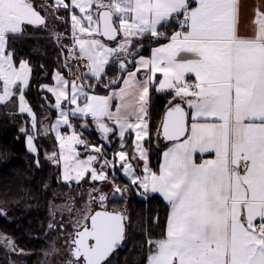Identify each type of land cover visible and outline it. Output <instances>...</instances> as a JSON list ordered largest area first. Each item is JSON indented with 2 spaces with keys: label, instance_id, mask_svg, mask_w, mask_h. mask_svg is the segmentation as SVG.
I'll list each match as a JSON object with an SVG mask.
<instances>
[{
  "label": "snow or ice",
  "instance_id": "6c2138e0",
  "mask_svg": "<svg viewBox=\"0 0 264 264\" xmlns=\"http://www.w3.org/2000/svg\"><path fill=\"white\" fill-rule=\"evenodd\" d=\"M37 7L32 0H0V103L18 96L19 111L32 116L33 129L36 117L23 95L31 69L26 62L16 67L8 40L23 34L25 26H47L41 15L43 6ZM61 9L71 14L73 47H78L79 58L87 57L92 77L99 80L106 75L110 57H125L116 61L129 77L119 93L122 104L116 115L109 111L110 97L88 98L83 89L91 85L70 82L60 73L55 87L44 88L55 95V107L60 111L57 127L68 124L69 115L80 114L91 115L105 135L113 128L101 121L113 120L121 140L126 129H139L135 145L139 156L130 158L121 151L115 157L131 182L139 181L142 195L159 193L171 208L165 238L148 242L154 245L148 264H264V11L255 10L256 35L242 38L238 35L240 0H51L49 11L56 19H62L56 15ZM76 9L81 15L75 14ZM173 25L178 30L170 36L160 31ZM97 34L108 40L122 34V40L110 48L95 38ZM144 36L164 37L169 43L153 49L150 58L141 56L136 61V71L144 68L148 73L138 81L135 72L127 68V58L135 56L130 50L132 38ZM56 38L59 40V35ZM157 73L163 77L158 91L172 89L175 96L189 98L192 122L188 124V113L179 104L168 110L163 136L175 143L163 153L159 173L145 164L141 177L131 159L147 158L141 141L148 134L144 117L149 86L155 83ZM188 73L195 74L196 83L186 82ZM134 87L139 88L138 96L126 100ZM81 95L86 98L83 107L61 108L62 99L77 104ZM129 114L136 115L135 124L128 120ZM210 118L218 123L200 122ZM71 139L84 144L75 133ZM28 143L36 151L33 136H28ZM95 150L101 153L100 148ZM197 152H214L216 158L196 163ZM101 159L104 164L99 172L91 169V178L106 181L105 166L114 169L115 164L102 153ZM96 160L90 156L78 161L82 171L76 177L65 164L64 179L78 180ZM114 192H121L119 186H114ZM98 198L101 202L107 199L104 194ZM67 210L72 211L70 207ZM124 219L106 211L82 215L75 222L73 259L68 264H105L124 240ZM7 246L15 250L11 242Z\"/></svg>",
  "mask_w": 264,
  "mask_h": 264
},
{
  "label": "trees",
  "instance_id": "16d2710c",
  "mask_svg": "<svg viewBox=\"0 0 264 264\" xmlns=\"http://www.w3.org/2000/svg\"><path fill=\"white\" fill-rule=\"evenodd\" d=\"M47 1L32 0L39 9V6H43V10L49 9ZM61 10L68 18L69 11ZM67 23L69 24V19ZM68 24L60 27L61 29L66 28V31H64L65 35L70 34ZM163 29L165 35L170 36L176 28L173 25L163 27ZM144 38L138 41L139 45L142 43L146 46L148 43L149 46H152L165 40L162 37L160 39L152 38L150 42L149 40L145 42ZM27 41L29 42L26 45L23 43L16 44L17 46L13 45V48H17L15 50L17 62L22 58H28L32 64V79L29 87L25 90V95L36 113L39 128L41 119L43 127V120L50 117L47 122H52L57 115L56 110L49 105V100L52 99L51 95L41 89V87L51 81L54 70L63 71L65 69L64 67L61 69V64L64 56L69 59L70 42L66 43L64 40H58L59 45L56 46L55 43L51 44L45 39H28ZM141 51L143 50L141 49ZM116 68V64H113V73L117 70ZM106 89L100 83L95 87L97 92H105ZM171 98V92H158L155 89L151 91L149 113L151 136L147 145L149 148V162L153 170H158L164 150L163 146L156 147L154 145V139L159 130L164 110ZM17 109V96L13 100V105L0 104V207L7 208L9 217L12 216L14 218V220H8V218L0 214V220L6 221V227L15 236V241L19 247L29 250L33 246L30 241H35V234L44 232L48 224L50 219L48 201L52 197V193L61 187L66 188V185L70 182L67 184L61 182L59 184L60 172H55L59 162L56 163L54 159L49 157L47 142H44L42 133L37 134V137L35 136V140L38 143V152L36 153L29 149L27 135L32 132V119L28 113L17 112ZM79 126L77 123V128ZM21 128L25 130L21 131ZM50 134L49 136L53 137ZM53 144H55V141H53ZM45 156L48 157L45 158ZM115 181L120 182V185L124 183L122 177L116 178ZM49 182H51V185H49ZM115 203L127 205L131 227L126 247L116 251L117 256H113L114 260L112 263L147 264L148 257L154 249V246H150L148 242L157 241L165 236L169 216L168 202L161 195L152 194L145 197L133 195L128 202L123 199H117ZM22 209L24 211H20ZM32 251L34 252L27 256L29 259L28 264H34L37 261V251ZM0 262L4 264L1 258Z\"/></svg>",
  "mask_w": 264,
  "mask_h": 264
},
{
  "label": "rangeland",
  "instance_id": "374dc122",
  "mask_svg": "<svg viewBox=\"0 0 264 264\" xmlns=\"http://www.w3.org/2000/svg\"><path fill=\"white\" fill-rule=\"evenodd\" d=\"M50 4H51V0H48L47 6L49 7ZM75 14L81 15L79 13L78 9H77V11H75ZM56 15L62 18V19H56L52 15L53 20L55 22H57L60 27L61 26L64 27V24H68L67 21L69 19L68 27L70 28L69 29L70 35H72L71 19H70L71 14L69 13L68 18H67V15H65L63 13V10H60L58 13H56ZM63 22H65V23H63ZM64 31H66V28H63V31L58 34V35H60L59 41L64 40L66 43H69L70 42L69 40H72L71 36H69V37L66 36L64 34ZM120 36H121L120 40H118V41L122 40V34ZM144 37L146 38L149 36H144ZM82 38H86V37H82ZM95 38L101 40L102 43L106 44L110 48L117 47L118 41L111 43V42L103 39V37L101 35H98V34L95 36ZM151 38L152 37L150 36L149 39H151ZM132 39H133V45H134V47L132 46V52H134L135 54H137V53L138 54H144L145 51H147V49L150 47L148 43L146 44L147 46H144L145 44L139 45L138 41H140V39H137V38L135 39L134 37ZM146 39L147 40H144L145 42L149 40L148 38H146ZM139 47H140V49H141V47H143L142 48L143 51H141V50L139 51ZM124 58L125 57H123V56H121L119 58L110 57L107 65H105L106 75H103L102 78H100L99 80L95 77H92L90 74V69L88 67H86V65L89 63L86 56L83 57L81 60H78V62L76 61L75 64L77 67H73V70L71 72L72 75L70 74L71 77L81 76V77H79V80L76 84L83 83L84 85H91L90 88L85 87L86 89H88L91 92H96L95 87L97 86L98 83H100L101 86H105L107 88L105 92H102V93L96 92L97 94H94L90 97H93V96L110 97L111 99L109 100V111L113 115H116L115 109L117 107H120L122 104L119 93H120L121 89L126 87L124 81L129 79L127 74L124 73L120 69L119 65L116 62L117 59H124ZM127 59L131 63L133 61L134 57L129 56ZM55 61H56V59H55ZM26 63L29 66V68L31 69L28 62H26ZM113 64H116V66H117L116 69H118V71L116 70L114 73H113L114 69H112ZM80 65L82 66V68H80ZM61 67H62L61 69H63L64 65L61 64ZM119 70L121 71V73H119ZM56 71H59V70H56ZM61 72H63V71H61ZM62 75L64 76V74H62ZM30 78H31V74H30ZM30 78H29V82H30ZM81 78H83V79H81ZM113 81H115V82H113ZM28 86H29V84H28ZM28 86L23 89V95L25 97L26 106L30 107L32 110V113H34L32 107L30 106V104L26 98V95H25V90L28 88ZM2 87H3V81L0 80V89H2ZM132 91H136V89L131 88L129 90L128 94L125 96L126 100L134 101L136 96H138V93H136V92L133 93ZM0 94H2V92H0ZM15 97L16 96H14L10 101H8L6 103H0V104H4V105H11L12 104L13 105V100ZM52 102H51L50 106L55 109V107L52 105ZM85 102H86V100L79 101V99H78L77 104L72 105L71 109H75L77 106L83 107ZM17 104H18L17 112H20L19 111V98H18V96H17ZM118 104H119V106H118ZM24 113H28V112H24ZM77 116L82 117L80 114H77L76 117ZM35 117H36V114H35ZM49 118H47V119H49ZM83 118H86V117H83ZM31 119H32V116H31ZM81 120L82 119H80V118L74 119L75 123H77L78 121H81ZM103 120L107 123H110L112 121V120H109L107 118H104ZM40 122L41 123H40L39 128H38L37 123H36L35 129H33V127H31L32 132L27 135V143H28V136L29 135L33 136V146L35 147V149L37 151L38 143L35 140V136L37 134L42 133L44 142L45 143L47 142V147H48L47 153H48V155H51V157H53L52 151L55 150V148H54V144H53V141H54L53 137L49 136V134H50L49 129L50 128H48L47 125L42 127V119L40 120ZM46 122H47L46 119L43 120V123H46ZM21 129H23V128H21ZM77 132H80L81 140L84 139L86 142L85 144L79 146V148L82 146L80 148L82 155L84 157L88 155L87 156L88 158L90 156H96L97 157V160L95 161L96 162L95 167L99 168V167H101V165L104 164V159H101V153L103 154V157L106 159L111 158L113 156L114 158L112 157V159H107V160L108 161L110 160L109 162H113L116 165L115 154L117 151L120 150V143H118V141H116V138L113 139L111 142H108L105 140L104 134H101L100 130L98 128H97V130H93V129H91L90 126L86 125V127H85L82 123L80 124L79 128L77 129ZM158 144H159L158 140L154 139V145L156 147H158V146L162 147V146H160V144L159 145ZM86 145H88V146L86 147ZM83 146L85 147L86 151H85ZM92 146H95V147H92ZM28 147L31 150L29 143H28ZM96 148H100L101 153H97L95 150ZM146 150L147 151L149 150L148 145H146ZM36 151H33V152H36ZM148 156H149V153H148ZM88 158H86L85 161H87ZM52 159H54V161H56L58 158H56V156H54V158H52ZM108 167L109 166H105L104 170L109 169L108 170V173H109L108 177H111V178L108 180V182L105 181L104 183L101 184L100 183L101 180H93L91 178V173L88 174V172H86L78 180L74 179L76 181L64 180L62 178V175H61V166L59 164V166H57L56 170H55V172H60L59 178H58L59 184L61 182L65 183V184H67L68 182H70V183H68L69 185L68 184L66 185V188L65 187L62 188L60 186L61 187L60 189H57V191L52 193V197H50V200L48 201V208H49L48 215L50 217L48 224L46 225L44 232L39 233V234H35V236H34L35 241H30V243L33 244V246L29 250H26V249L19 247L18 243L15 241V236L13 235L11 230L6 227L7 226L6 221L3 222L0 220V238H2V239H0V258L4 261V264H6V263L7 264H28L29 259L27 256H29V254L34 252L32 250L37 251L36 254H38L37 255V261L34 264H68V262L73 259V257L71 256V250H72L71 240L73 239L74 233L77 230V228L75 227V222L77 220H80L82 215H84L85 213L91 214L96 209V207H98V204L93 201L92 197L95 194H97L99 191H101L102 189H107V190L111 191V193H110L111 197H109V198H112V196L121 194V192L120 193L114 192V186H119V188L123 186V184L120 185L121 184L120 182L115 181L116 178L122 177V176L117 173L118 169H116V168L113 169L112 167H109V168ZM91 169H92V167H91ZM71 171L72 172L70 174L73 177H76L77 172L82 171V169L80 167H77V168L71 167ZM49 185H51V182H49ZM147 195H152V194L151 193H145V196H147ZM69 207L72 209L71 212H69L67 210ZM0 214L4 217L8 218V220H14V218L12 216L9 217V210L7 208L0 207ZM50 225H51V227H50ZM130 227H131V225L129 224V226H128L129 231H127V233L129 232L128 238L130 235ZM127 240L128 239H126V242H127ZM10 242L12 244H14L15 250H12L11 248H9L7 246L8 243H10ZM17 256H19V258H17ZM22 256H23V258H21ZM113 256L116 257L117 252H115V254L112 255L111 258H109L105 262V264H111L112 261L114 260ZM0 264H1V262H0Z\"/></svg>",
  "mask_w": 264,
  "mask_h": 264
},
{
  "label": "crops",
  "instance_id": "0c3cea01",
  "mask_svg": "<svg viewBox=\"0 0 264 264\" xmlns=\"http://www.w3.org/2000/svg\"><path fill=\"white\" fill-rule=\"evenodd\" d=\"M66 2H67V0H66ZM240 4H241V9H240V18H239V23H238V35L240 37H242V38H253L256 35V32H257V25L254 23L255 10L257 8H259L261 11H264V0H240ZM37 10H40V9L37 7ZM75 11H77V9ZM41 15L44 16L45 19H46V22H47V26L46 27L45 26H25L23 34L10 37L9 40H8V49H9V51H11L13 53V59L16 62V67L18 68L20 66L21 62H28V64L30 65V67H31L30 82H31V79H32V64L30 63L28 58H22V59L19 60V62H17V57H16V53H15V50L17 48L16 47L13 48L14 47L13 45H16V44L18 45V44H22V43L24 45H26L29 42V41H27L28 39H32V40L45 39L46 41H49L51 44L55 43V45L58 46L59 43H58V39L56 38V36L60 32L63 31V29L60 28L58 23L53 20L52 13L49 11V9L48 10L47 9L42 10L41 11ZM175 30H178V29H175ZM160 31L165 33L163 28H161ZM49 39H52V40H49ZM168 43H169V40L167 38H165V40H163L162 42L150 46L147 49V51H145L144 54L136 55L134 57L133 61L131 63L129 62L127 64V68L129 70L135 72V79L136 80L143 81L145 79V76L148 74L147 70L144 69V68H141L139 71H136V61H138L141 56H143L146 59L150 58L152 56V50L153 49L161 47V46L166 45ZM34 50H37V49H34ZM39 50L40 49H38L37 51H39ZM54 61H55V59H54ZM66 62H67V60L65 59V56H64L62 64L64 65ZM117 71H118V69H117ZM57 73H60L61 75L64 74L63 72H61V70H59V71L54 70L53 74H52L51 81L49 83L44 84L41 87V89H43L46 92H48L46 90V88H44V86L55 87L56 86V74ZM119 73H121L120 70H119ZM63 77H64V79L70 81V78L66 74ZM162 78H163L162 74L157 73V75L155 77V83L149 86V99H148V104H147V116L144 117L145 121L147 122L148 134L146 136H144L143 140L141 141L144 149H146L147 142H148V140H149V138L151 136L150 116H149L150 103H151V91L154 90V89L156 91H158L157 88H158V85H159V81ZM185 80L189 84H194V83L197 82L194 73L186 74ZM30 82H29V84H30ZM70 87H71V85H69V91H70ZM134 89H136V91H132V92L133 93L136 92V93L139 94V88L138 87H134ZM83 91L87 93V97L88 98L90 96L94 95V94H97L96 93L97 91L96 92H91V91H89L86 88H84ZM158 92H171L172 93V98H171V100H170L168 105H170V104H172L174 102H178V101L183 102V104L185 105V107L187 108V111H188L189 125H190L191 122H192L191 121L192 110L188 107V104H187V99H189V98H181V97L175 96L174 90H172V89H168V90H164V91H158ZM48 93L51 95V97L53 99V102L51 101L52 99L49 100V105H51V102H52V105L55 107V95L53 93H50V92H48ZM100 93H102V92H100ZM83 100H86V98L81 95L79 97V101H83ZM72 105H74V104H70L68 101L62 99L61 108L68 109V108H71ZM118 106H119V104H118ZM117 108L115 109L116 110V114H117ZM55 110L57 112V115H56L55 119L53 120V122L43 123V127L45 125H47V127L50 128L49 129V133H51L53 135V139L55 141V144H54L55 150L52 151V154H54V156H56V158H58L59 164L61 166V175H62V178L64 179L65 164H67L69 166L68 167V171L71 173L72 172L71 171V167H73V168L79 167L78 166V161H85L86 158H88L87 157L88 155L85 156V157L82 155L81 150L79 148V144L80 143H76L75 140L71 139L72 136H73V133H75L76 137L81 140V138H80L81 134H80V132H77V129H78L77 128V123L79 125L82 123L84 126L85 125L90 126L91 129H93V130H97V128L99 129V127H98L97 122L93 120L91 115H88L86 118L69 115V117H68L69 123L68 124L61 123L59 125V127H57L56 125H57V120L60 117V111L56 107H55ZM128 111L130 112V109ZM34 113H35V111H34ZM124 114H125V110H122L120 115L123 116ZM78 118H80L82 120L78 121L77 123H75L74 119H78ZM36 120H37V116H36ZM128 120L132 124H135L136 123V115L135 114H129L128 115ZM101 122L107 124L108 127L113 128V132L109 133L107 135H105L100 129L99 130H100L101 134H104V136H105L104 138L108 142H111L113 139L116 138V141H118V143H120V150L117 151V152L125 151L127 156L130 157V158L139 156V152H137L135 150L136 132H138L139 129H136L134 127L131 128V129H126L124 137H123V140H121V137L118 134L119 133L118 125H116L113 120L110 123H107L104 120H102ZM200 122H217L218 123V121H212L211 118H210L209 121H200ZM36 123H37V121H36ZM156 138H157L160 146L164 147V150H163L162 156H161V161H160V164H159V168H158V170H153L151 168L150 162H149L148 151L146 150L147 151L146 160H141V159H138V158L137 159H131V163L133 165L135 173L138 176L142 177L143 175H145V172L143 170L145 164H147L148 168H150L152 171L159 173L160 166H161V164L163 163V160H164L163 153L165 151H167L170 147H172V145L175 143V141H173L171 143H168V144L164 143L162 141V139L159 137V130H158L157 134L155 135V139ZM122 143H123V147L125 146L124 148L121 147ZM61 145H63V148H61ZM37 152H38V147H37L36 153ZM215 158L216 157H215V153L214 152H205V153L197 152L195 154V156H194V160H195L196 163H202L204 160L215 159ZM115 159H116L115 168L118 169L117 173L119 175L121 174L123 182H124L123 186L120 187V189H122L121 193L122 192L126 193V191H129V193H132V195H136V196H139V197L140 196H145V193L142 195L143 189L138 187L139 181H137L136 184H133L131 182V177L126 175L125 172H124V168L121 167V163L122 162H120L118 160V158H116V157H115ZM95 163H96L95 161H92L91 164L89 165V169L87 171L88 174L91 173V167L97 169L98 171H100L101 167H99V168L95 167ZM124 167H127V166L125 165ZM108 170H105L107 172V180H106L107 182L111 178V177H108V174H109ZM69 181H76V180L71 179ZM104 182H105L104 180L100 181L101 184L104 183ZM102 190H104V189H102ZM105 191H107L109 193V197H111V195H110L111 191L109 192V190H107V189H105ZM148 193H151V192H148ZM151 194H159V193H151ZM159 195H161V194H159ZM170 212H171V208H170V205H169V216H170ZM169 216H168V219H169ZM167 224H168V221H167ZM166 231H167V226H166ZM165 236H166V233H165ZM165 236H163L160 239L165 238ZM160 239H158V240H160ZM153 251H154V249H153ZM152 252L150 253V255L152 254Z\"/></svg>",
  "mask_w": 264,
  "mask_h": 264
},
{
  "label": "water",
  "instance_id": "95a60500",
  "mask_svg": "<svg viewBox=\"0 0 264 264\" xmlns=\"http://www.w3.org/2000/svg\"><path fill=\"white\" fill-rule=\"evenodd\" d=\"M115 20V19H114ZM120 35L117 36V39L119 38ZM103 37V36H102ZM103 39L109 41V42H115L116 40H108L106 37H103ZM179 104L181 107H183L185 109V111L188 113L187 111V108L185 107V105L183 104V102L181 101H178V102H174L170 105H168L165 110H164V113H163V116H162V121H161V125H160V128H159V137L162 139V141L166 144L168 143H171L173 141H170V140H167L164 136H163V124L165 122V119H166V113L168 112V110L172 107H174L175 105ZM188 124H189V115H188ZM183 139V138H182ZM54 162H58V160L54 161ZM107 204H101L98 208H96L91 214H95L96 212H100V211H106V212H109V213H119L121 214L125 219H124V240L123 242L121 243V245L108 257L111 258V256L119 249H122V248H125L126 247V239L128 238V226L130 224V216L128 213H126L124 210L122 209H118V210H115V209H112V208H107L106 207ZM77 231V230H76ZM75 231V233H76ZM75 233H74V236H75ZM74 238V237H73Z\"/></svg>",
  "mask_w": 264,
  "mask_h": 264
},
{
  "label": "flooded vegetation",
  "instance_id": "af4514ba",
  "mask_svg": "<svg viewBox=\"0 0 264 264\" xmlns=\"http://www.w3.org/2000/svg\"><path fill=\"white\" fill-rule=\"evenodd\" d=\"M106 193V194H105ZM101 194H104L106 197H107V199L106 200H104L103 202H101V200L98 198ZM108 192L107 191H105V190H102V191H100V192H98L97 194H95L93 197H92V199H93V201L95 202V203H97L98 204V207L101 205V204H107L106 205V207L107 208H112V209H116V208H118V209H121L122 207V210H124L126 213H128L129 211H128V207H127V205L126 204H122V205H120V204H117V203H115V201L117 200V199H119L120 197H121V199H123V200H125L126 202H128L130 199H131V197L133 196V195H131L132 193H129V191H126V193H124V192H122L120 195H115V196H112V198H109V196H108ZM125 196V197H124ZM119 197V198H118ZM130 197V198H129ZM127 198V199H126ZM121 206V207H120ZM120 207V208H119ZM129 214V213H128ZM129 216H130V214H129ZM71 243H72V240H71ZM72 247H73V245H72Z\"/></svg>",
  "mask_w": 264,
  "mask_h": 264
},
{
  "label": "built area",
  "instance_id": "2783aa9c",
  "mask_svg": "<svg viewBox=\"0 0 264 264\" xmlns=\"http://www.w3.org/2000/svg\"><path fill=\"white\" fill-rule=\"evenodd\" d=\"M70 52L72 53L70 56H69V60L72 62L74 61H77V60H81L82 58H79V51H78V47L74 48L73 47V40H72V43L70 45ZM66 67V66H65ZM66 70L68 72H71V65L70 64H67V67H66ZM78 77L76 76H73L71 77V81H75L76 83L78 82Z\"/></svg>",
  "mask_w": 264,
  "mask_h": 264
},
{
  "label": "bare ground",
  "instance_id": "6f19581e",
  "mask_svg": "<svg viewBox=\"0 0 264 264\" xmlns=\"http://www.w3.org/2000/svg\"><path fill=\"white\" fill-rule=\"evenodd\" d=\"M68 37H69V36H68ZM149 37H150V36H149ZM147 38H148V37H147ZM69 39H70V38H69ZM71 39H72V38H71ZM151 39H152V38H151ZM153 39H154V38H153ZM144 40H147V39L145 38ZM149 40H150V39H149ZM69 41H71V40H69ZM149 42H150V41H149ZM115 44H116V43H115ZM141 44H142V43H141ZM138 46H139V45H138ZM144 46H145V45H144ZM146 46H147V45H146ZM150 46H151V45H150ZM133 47H134V45H133ZM139 48H140V47H139ZM144 48H145V47H144ZM69 49H70V48H69ZM69 49H68V50H69ZM141 49H142V47H141ZM141 49H140V50H141ZM130 50L132 51V48H131ZM140 50H139V51H140ZM137 51H138V50H137ZM75 62H76V61H75ZM77 62H78V60H77ZM80 68H82L81 65H80ZM82 74H83V73H82ZM64 75H65V74H64ZM71 75H72V74H71ZM80 75H81V74H80ZM70 77H71V76H70ZM79 77H81V76H79ZM83 78H84V77H83ZM83 78H81V79H83ZM81 79H80V80H81ZM52 122H53V120H52ZM82 134H83V133H82ZM37 136H38V135H37ZM37 136H36V137H37ZM42 136H43V135H42ZM44 137H45V136H44ZM156 140H157V138H156ZM85 143H86V142H85ZM87 144H88V143H87ZM82 145H83V144H82ZM158 145H159V144H158ZM79 146H80V145H79ZM87 146H88V145H87ZM81 147H82V146H81ZM81 147H80V148H81ZM83 147H84V146H83ZM124 147H125V146H124ZM124 147H123V148H124ZM84 149H85V147H84ZM85 151H86V149H85ZM39 152H40V151H39ZM46 157H48V156H45V158H46ZM49 159H50V158H49ZM45 161H46V160H45ZM120 175H121V174H120ZM125 179H126V178H125ZM104 190H105V189H104ZM101 191H102V190H101ZM109 192H110V191H109ZM105 194H106V193H105ZM131 195H132V194H131ZM108 196H109V194H108ZM124 197H125V196H124ZM118 198H119V197H118ZM129 198H130V197H129ZM119 199H121V197H120ZM126 199H127V198H126ZM35 201H36V199H35ZM26 204H27V203H26ZM105 204H106V203H105ZM121 205H122V204H121ZM11 206H12V205H11ZM9 207H10V206H9ZM22 207H24V206H22ZM26 207H28V206H26ZM120 207H121V206H120ZM120 207H119V208H120ZM96 208H98V207H96ZM122 208H123V207H122ZM122 208H121V209H122ZM16 209H17V208H16ZM26 209H27V208H26ZM31 209H32V208H31ZM127 209H128V208H127ZM18 210H19V209H18ZM115 210H118V208H116ZM20 211H24V209H22V210H20ZM128 213H129V212H128ZM25 215H26V214H25ZM128 231H129V230H128ZM128 233H129V232H128ZM127 239H128V238H127ZM114 254H115V253H114ZM114 254H113V255H114Z\"/></svg>",
  "mask_w": 264,
  "mask_h": 264
}]
</instances>
